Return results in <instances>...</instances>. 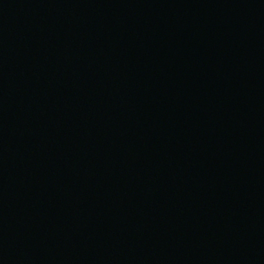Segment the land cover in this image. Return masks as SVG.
<instances>
[{
    "label": "water",
    "instance_id": "1",
    "mask_svg": "<svg viewBox=\"0 0 264 264\" xmlns=\"http://www.w3.org/2000/svg\"><path fill=\"white\" fill-rule=\"evenodd\" d=\"M0 264H264V0H0Z\"/></svg>",
    "mask_w": 264,
    "mask_h": 264
}]
</instances>
